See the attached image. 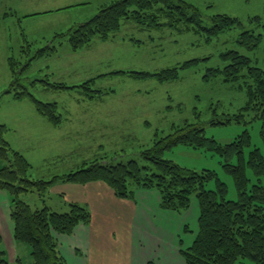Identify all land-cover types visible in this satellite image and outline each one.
I'll use <instances>...</instances> for the list:
<instances>
[{"label":"rangeland","instance_id":"1","mask_svg":"<svg viewBox=\"0 0 264 264\" xmlns=\"http://www.w3.org/2000/svg\"><path fill=\"white\" fill-rule=\"evenodd\" d=\"M111 1L0 0V123L5 119L12 128H18L21 119L26 117L22 115L19 121H14L10 114L13 105L14 115L24 113L25 107L22 102L15 103L12 91L6 92L12 79L6 61L9 56L29 67L18 74L19 84L41 101L56 102L57 110L63 115V123L57 129L51 126L47 131H35L31 125V132L27 136L10 137L31 163L30 177L48 180L54 175L75 170L84 161L97 159L112 163L127 162L129 159L140 161V152L155 139L186 124L202 127L206 137L221 144L230 143L247 131L250 146L245 148L244 156L254 147L264 155L262 124L254 112L244 113L237 122L232 120L223 124L226 118L231 119L243 107L246 101L245 87L251 81L246 82L244 78L227 83L223 81V74L209 80L203 79L208 69L224 66L221 54L227 50L246 55L252 66L264 70V0H186L200 10L205 26L211 25L210 16L216 13H227L239 20L238 25L214 36L210 42H206L205 34L197 36L191 32L173 30L141 31L134 23L128 22L107 41L94 38L85 48L72 52L67 41L69 32L77 24L90 20L102 3ZM73 2L80 3L54 9ZM44 8L52 10L34 15V12ZM244 30L253 31L256 36L260 34V40L252 50L239 42L240 33ZM158 35L163 39L159 40ZM133 38L138 44L130 41ZM52 44L56 46L54 55L37 56V50ZM191 58L201 60L197 66L180 71L179 78L172 81L159 82L155 78L142 79L119 74L98 76L121 69L154 73ZM59 64L66 65L58 69ZM94 77V83L90 86L92 92L83 88L52 90L44 82L48 79L49 82L77 85ZM25 101L33 107L28 99ZM103 111L110 113L109 123L112 126L109 131L103 127V122L107 123L103 116H97ZM29 124L26 123V126ZM92 127L97 129L91 131ZM8 133L5 135L7 141ZM10 146L17 150L12 144ZM163 157L197 171L214 170L227 186L226 197L237 198L232 178L224 172L221 166L223 158L218 154L203 148L177 145L164 152ZM232 162L235 163V159ZM3 164L0 162V166ZM247 174L253 177L249 170ZM205 187L213 189L214 182H208ZM51 188L43 198L36 192L25 193L21 198L32 208L45 204L53 210L64 211L65 198L52 193ZM151 191H154V203L159 210L151 214L154 236L151 239L144 236L143 243L148 246L149 254L156 251L154 257L160 264H183V258L175 250L176 246L179 249L188 247L196 234L199 215L197 201L192 197L189 207L182 213H176L162 209L159 193ZM10 203V195L0 188V230L3 234L0 249L5 251L8 264H18L14 261L16 258L21 259V264H26L30 262L29 248L15 244L9 216ZM165 211L173 212L174 216L163 214ZM112 224L118 227V223ZM120 230H117L119 235H115L114 242H120ZM150 246H153L151 250ZM244 261L246 264H256L247 259Z\"/></svg>","mask_w":264,"mask_h":264},{"label":"trees","instance_id":"2","mask_svg":"<svg viewBox=\"0 0 264 264\" xmlns=\"http://www.w3.org/2000/svg\"><path fill=\"white\" fill-rule=\"evenodd\" d=\"M210 19V26L203 25L200 10L186 0H113L100 6L90 20L77 24L69 32L67 41L71 49L77 51L94 38L110 39L124 23L130 22L141 31L173 30L191 32L197 36L205 34L206 42H210L214 36L239 24L236 17L227 13L213 14ZM255 19L259 21L258 17ZM158 39L162 40L163 36L158 35ZM259 40L260 34L256 36L249 30L242 31L239 36V42L248 50L254 49ZM130 41L138 44L134 38ZM55 51L56 46L52 44L36 53L37 56H49ZM221 58L224 66L208 69L204 80L223 74V81L227 83L244 78L246 82L251 81L245 87L246 101L243 107L231 119L226 118L223 124L232 120L237 122L244 113L254 112L256 118L261 120L264 139V70L252 66L250 58L236 50L223 52ZM200 60H183L154 73L121 69L98 76L119 74L142 79L155 78L159 82L172 81L179 78L180 71L197 66ZM7 63L12 79L6 92L12 91L14 100L28 99L34 110L51 125H62L63 115L57 110L56 102L41 101L19 84L17 76L24 68H29L27 64L15 61L12 56L7 58ZM18 70L21 71L17 73ZM95 78L77 85L49 82L48 79L44 82L52 90L83 88L92 92L90 86ZM95 91L101 93L99 89ZM203 132L202 127L196 124L176 127L170 134L155 139L149 147L144 148L140 152V161H84L75 170L44 180L30 177L31 163L22 153L12 149L5 138L8 127L0 123V162H4L0 166V188L6 190L11 198L9 216L13 238L16 243L29 248L30 262L26 264H68L59 253L55 234L71 235L79 224L90 223L91 212L85 205L66 200H63L66 209L62 212L45 204L32 208L21 195L36 192L43 198L54 183L84 185L90 182L104 183L120 199H132L138 189L156 190L160 195V207L176 213L185 211L194 197L199 208L198 228L191 244L179 249L184 264H246V259L264 264V155L254 147L244 156L245 148L250 146L247 131L226 144L206 137ZM177 145L203 148L221 156V166L231 176L237 198L226 197L227 186L214 170L197 171L163 157L164 152ZM210 181L214 182L213 189L205 187ZM2 241L0 232V245ZM16 261L21 264L20 258ZM0 264H8L3 249H0Z\"/></svg>","mask_w":264,"mask_h":264},{"label":"crops","instance_id":"3","mask_svg":"<svg viewBox=\"0 0 264 264\" xmlns=\"http://www.w3.org/2000/svg\"><path fill=\"white\" fill-rule=\"evenodd\" d=\"M75 3L80 2H73L54 9L59 10L67 8ZM103 4L104 3L100 6ZM47 10L52 9L44 8L42 11L38 10L34 12V15ZM64 65L66 64H59L58 69H62V66ZM88 100L94 101L95 99ZM19 102L24 104L22 105L25 107L24 113L14 115V105L11 107L10 111L14 121H19V119L22 118V115L26 116L25 119H21L18 128H12L10 123L5 119L2 120V123L10 129L7 134L8 141L15 149L21 152L17 148L18 146L14 144L16 141L13 142L14 140L12 139L27 136L28 132H31V125L35 127V131L38 129L47 131L49 127L51 129V126L55 129L58 127L47 122L34 110V107L29 105L30 103H28V101H25V99L16 100L15 103L19 104ZM109 114V112L104 111L103 113L101 112V114H97V116H103V119L106 120L107 123L103 122V127L104 129L106 128L107 131L111 130L110 127L112 126L111 123H109ZM26 123L30 124L26 126ZM120 128L119 123V129ZM96 129V127H92L90 130L92 131ZM10 137L14 138L11 139ZM51 191L52 193L61 194L66 201H76L79 204L85 205L91 212V220L89 224H79L69 236L55 234L59 253L68 264H148L149 262L160 264L154 257V255L157 254L156 251L153 250V253L149 254V250L146 249L148 246L146 247L143 243L144 236H146V239H151L152 236H154L152 234V227H154V225L151 214H156L158 209L157 205L154 203V191L138 189L135 190L132 199H120L117 198L112 190L102 182H90L84 185L58 183L52 186ZM163 214L174 216V213L171 211H165ZM116 218L121 221L116 220ZM113 222L118 223V227H115V225L112 224ZM119 228L122 229L120 230L122 236L118 243L114 242V239H116V234L119 235V232L117 231ZM1 235H3L2 232ZM18 246L22 245L19 244ZM152 248L153 246H150V250ZM175 252H179L177 246ZM16 259L14 261L18 263Z\"/></svg>","mask_w":264,"mask_h":264}]
</instances>
